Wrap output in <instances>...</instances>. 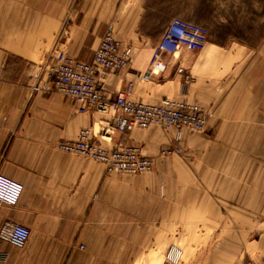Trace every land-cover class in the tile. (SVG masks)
Listing matches in <instances>:
<instances>
[{
    "label": "crops",
    "instance_id": "obj_1",
    "mask_svg": "<svg viewBox=\"0 0 264 264\" xmlns=\"http://www.w3.org/2000/svg\"><path fill=\"white\" fill-rule=\"evenodd\" d=\"M200 10L218 42L181 46L155 67L169 22ZM106 32L131 48L124 69L100 77L106 98L170 99L206 114L204 133L152 126L97 136L106 149L138 148L153 160L147 174L107 173L57 149L82 129L98 134L111 116L43 91L45 67L57 51L91 63ZM166 147L187 152V176L161 156ZM0 176L22 185L15 205L0 203V228L30 232L23 248L0 243V264H264V3L0 0Z\"/></svg>",
    "mask_w": 264,
    "mask_h": 264
},
{
    "label": "built area",
    "instance_id": "obj_2",
    "mask_svg": "<svg viewBox=\"0 0 264 264\" xmlns=\"http://www.w3.org/2000/svg\"><path fill=\"white\" fill-rule=\"evenodd\" d=\"M204 43L198 39L197 34L190 33L187 21L174 18L155 47L151 63L155 67H161L158 64L160 55L173 56L181 46L196 49ZM130 58L131 48L122 46L111 32H106L100 39L91 63L73 59L62 51H57L45 67L46 84L42 86V90H48L50 85L55 93L76 101L81 113L96 112L111 116L107 128L98 134L90 129H82L75 140L59 142L58 150L97 161L104 165L107 173L135 176L150 172L153 160L142 155L136 147L116 146L106 149L97 136L103 138L114 133L123 135L152 126L204 132L206 114L197 104L170 99H163L157 104H144L129 100L126 92L117 93L113 99L106 98L98 86L100 77L106 72L121 71L128 65ZM177 151L176 148H164L160 154L168 156ZM21 192V184L0 176V203L15 205ZM29 235L27 227L5 223L0 228V243L6 242L13 247L23 248ZM4 261L5 256L0 252V262Z\"/></svg>",
    "mask_w": 264,
    "mask_h": 264
},
{
    "label": "rangeland",
    "instance_id": "obj_3",
    "mask_svg": "<svg viewBox=\"0 0 264 264\" xmlns=\"http://www.w3.org/2000/svg\"><path fill=\"white\" fill-rule=\"evenodd\" d=\"M205 1V0H204ZM258 2H261V4L264 3V0H258ZM196 3H198L199 5H201L202 0H196ZM199 13V17H197L196 19H194L192 22H188L190 24V33L193 34H197L198 39L200 41H204L205 44L208 43V40L214 42H218L216 41L218 38V31L216 26H208V24H205V11H204V20H201V10L198 12ZM207 22V21H206ZM248 44H253V43H248ZM204 133V132H201ZM166 148H171V149H178L177 152H175L174 154L168 155V156H163L165 157V159L171 163V168H175L178 170V176L179 177H185L186 175V165H188V163L190 162V160L188 159V155L187 152H183L182 149H180L179 147H166ZM185 159V160H184ZM185 165V166H184ZM184 166V167H183ZM147 174V173H144ZM227 257H231L230 254H226ZM222 257L221 255H215V257H213V259L215 258H219ZM225 262H229L231 263V258L230 259H225Z\"/></svg>",
    "mask_w": 264,
    "mask_h": 264
}]
</instances>
